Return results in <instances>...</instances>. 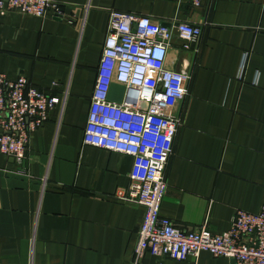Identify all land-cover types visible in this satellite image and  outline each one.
<instances>
[{"label":"crops","instance_id":"1","mask_svg":"<svg viewBox=\"0 0 264 264\" xmlns=\"http://www.w3.org/2000/svg\"><path fill=\"white\" fill-rule=\"evenodd\" d=\"M65 17L0 12V72L24 76L61 106L31 134L19 163L0 152V264H132L143 208L114 197L130 155L84 143L112 10L201 27L190 49L173 35L172 66L188 62V93L165 169L160 215L182 229H228L236 209L264 206V0H54ZM249 52L241 79L240 57ZM258 72L257 84L253 83ZM139 264H237L201 252Z\"/></svg>","mask_w":264,"mask_h":264},{"label":"built area","instance_id":"2","mask_svg":"<svg viewBox=\"0 0 264 264\" xmlns=\"http://www.w3.org/2000/svg\"><path fill=\"white\" fill-rule=\"evenodd\" d=\"M189 2L201 6L203 0ZM7 10L38 17L53 10L55 16L65 17L62 5L54 0H0V12ZM173 35L188 50L200 38L201 27L187 21L166 25L151 16L110 12L84 130L85 144L133 158L128 186L114 194L143 208L132 264H139L147 252L184 260L188 256L196 259L203 251L234 259L237 264H264V206L259 212L236 209L228 229L220 233L204 227L182 229L160 215L167 189L165 169L180 125L178 103L188 93L191 78L186 60L175 69V56L168 57ZM248 59L249 52L243 51L237 79L243 77ZM115 75L125 86L120 103L109 99ZM257 81L258 72L253 83ZM67 94H49L24 76L11 79L0 72V152L22 163L32 132L57 105L61 116Z\"/></svg>","mask_w":264,"mask_h":264},{"label":"water","instance_id":"3","mask_svg":"<svg viewBox=\"0 0 264 264\" xmlns=\"http://www.w3.org/2000/svg\"><path fill=\"white\" fill-rule=\"evenodd\" d=\"M124 92H125V86L117 81L115 75L110 86L109 99L111 101L120 103L123 100ZM232 260L234 263H236L234 259Z\"/></svg>","mask_w":264,"mask_h":264}]
</instances>
